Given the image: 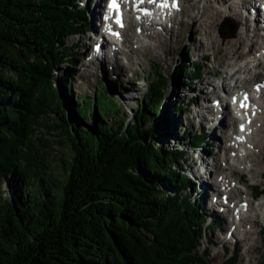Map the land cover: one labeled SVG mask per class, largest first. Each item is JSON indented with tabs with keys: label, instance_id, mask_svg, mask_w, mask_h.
I'll list each match as a JSON object with an SVG mask.
<instances>
[{
	"label": "trees",
	"instance_id": "trees-1",
	"mask_svg": "<svg viewBox=\"0 0 264 264\" xmlns=\"http://www.w3.org/2000/svg\"><path fill=\"white\" fill-rule=\"evenodd\" d=\"M78 1L0 0V264H207L200 242L214 226L169 147L212 151L181 123L190 105L167 107V80L153 75L129 121L105 88L75 101L67 72L51 76L86 29ZM203 75L197 62L174 71ZM46 135L67 144L53 164ZM9 176L17 191L5 196Z\"/></svg>",
	"mask_w": 264,
	"mask_h": 264
},
{
	"label": "rangeland",
	"instance_id": "rangeland-1",
	"mask_svg": "<svg viewBox=\"0 0 264 264\" xmlns=\"http://www.w3.org/2000/svg\"><path fill=\"white\" fill-rule=\"evenodd\" d=\"M178 1L180 8L175 12L177 16L171 22L172 24L167 23L170 31H163L161 26L156 27L159 40L147 38L145 35L141 36V32H147V24L149 23L135 19L138 23L139 29L134 28L135 30H133L132 28L128 29L127 27L123 36V39L126 35H128V37L134 36V42L128 45L118 41H116V43L114 42L117 44V48L122 50L131 62L126 73H120L121 67L116 63L117 60H119V54L114 58V65H112L111 68L110 65H103V61L98 62L93 60L92 57L91 49H93L95 45L93 32L97 31L99 33L102 30L100 29V25L102 24L101 14L103 8L102 11H100V9L101 6H103V1L79 0L78 2L83 10L87 12L86 29L82 34L70 37L68 40V46L72 49V52L69 54V60L71 61L70 64L72 65L66 63L65 65L56 67L51 73V76L61 77L62 73L67 72L68 87L69 90H71L72 97L75 101V98L78 96L80 98L88 97L93 93L97 94L100 90L105 88L108 90L109 97L123 108V115L126 116L129 121H133L136 104H139L142 101L143 94L150 88L153 79L152 76L155 75V80H159L157 77L159 75L165 78L169 87V91H167L166 94V106L172 108L174 106H179L180 103L190 105L187 107L185 114L182 115L181 123L188 131L200 130L204 133L207 140V147L205 149L212 150L209 154L205 153L203 151L204 149H198V151L194 152L188 150V146H184L182 142H178L176 145L178 138H171L169 140L170 148L178 146L179 150L184 152L185 162L183 163V168L188 171L190 180H192L193 184L197 186L196 192L192 193V191H187L186 194L192 198L197 197L202 201L204 200L203 203L205 204L200 208L201 212L208 218L207 221H205L204 228H207L208 225H210V222L211 226H214L211 231L204 229L205 236L200 242V254L204 253V258L207 264H229L231 263L230 259H232L233 255L237 259L236 264H259L261 261H264V196H261L258 200H253L251 196L254 187L264 188V177H262L260 173L257 175L252 173L251 170H249V166L246 165V162L238 164L233 159L230 160L231 153L225 151V148L230 142L229 138L223 143L215 141L212 134L217 127V123L215 126L214 124L209 126V124L203 122L200 117L206 115L208 122L210 121L209 119L217 120L218 118L220 120L219 115L215 117L214 113L203 112L201 110V103H203L201 99H204V107L207 106L210 109L214 96L211 94L212 87L208 84L209 82L214 83L218 89V98L215 100L221 98V86L223 82H225L230 88H233L235 85L234 80L229 79L231 78L233 69L235 66L237 67L239 63H242V65L245 63L247 65V70L252 69V73L254 71L256 74H262L263 79L261 83H264V58L259 57L260 65L257 69L254 66L255 63L253 60V57L256 58L255 56H257L258 53L262 54L264 38L260 37V34H264V32L260 29V34L253 33V30L251 31L252 24L250 22H248V28L242 27V23L248 21L243 19L247 12L242 11V8L247 6L246 3H249L248 0H244L246 3L242 0ZM169 2H171V0H169ZM257 8L258 10L261 9L260 7ZM233 10L234 13H239L240 11V14L233 16L231 14ZM184 14L188 15L185 16ZM128 16L127 19L129 20L131 14H128ZM207 16L214 18L216 16V20H207L205 18ZM166 22L168 21L166 20ZM221 27H226L229 31L228 33L235 30L234 37L223 39L220 36ZM101 32L105 33V29ZM246 33L249 34L247 37H245ZM238 37L247 38L241 48H239L236 42ZM136 41L138 43H135ZM160 41L164 42V48H162L163 51L160 50ZM232 41H235L234 46L227 45V42ZM261 44L263 45L261 46ZM112 46L113 45H110L108 48L111 49L114 55V48H112ZM103 50L107 52L106 48ZM234 50L236 52H234ZM239 52H242L241 56ZM108 53L110 52H107V54ZM121 58L126 64L127 61L125 60V57L123 58L121 56ZM88 60L92 61V63L87 62ZM205 60L207 61L204 62ZM193 62L199 64L202 63L203 65L204 75L201 79H195L192 82H183L177 77H174L175 67L178 64L182 63L186 66H190ZM119 75L120 78L116 82V78ZM236 78L249 80L251 79V73H247L245 69L240 70V73ZM252 84L253 82H251L250 85L248 84L245 86L250 90ZM262 102L264 104V98ZM254 114L255 112H252V116H254ZM261 116L264 118V114ZM228 117L231 116L228 114L227 118ZM259 124H261V122H258L255 125L258 126ZM232 125L233 131H236V122L233 123L232 121ZM219 129L220 128L218 127L216 130L220 132L221 130ZM46 139L50 141V148L47 150L49 153L48 161L50 164H53L51 158L54 159L55 157H59L58 153H64V155L67 153V144H65L64 141L62 144L53 143L56 139L50 135H46ZM158 142H160L158 143L160 145L164 140H159ZM222 148L225 149L224 157H220ZM240 153H243L242 150H240ZM258 156L260 157V153ZM214 159L219 163V179L223 180L227 175L230 176L231 171L235 173L233 179H228V185L232 184L231 186H233L234 183L237 185V182L241 177L245 178L243 179L245 186H236V192L233 193L232 198L235 197L233 198V202H235L238 207L236 210H241V207H239L241 202L247 201L250 205L249 211L246 214V216L249 217V220L244 223L245 225L243 224L242 229L249 230L250 233L251 231L254 232L251 237L249 235H247L248 238H242V236L231 237V234L228 233L231 224H226L227 219H230L231 215L228 214L224 216L217 211L219 208L216 206H209V203L215 198V196H217L216 198L218 201L223 200L220 198V195L225 192L222 191L221 193V190L214 192L215 188L212 186V179H205V176H209L207 174L204 175V166L208 164L209 171H213V168L211 167L215 164ZM260 169L264 170V164ZM203 175L204 178L200 179ZM193 178L198 179L194 180ZM201 185H207L209 187L208 190H200ZM16 187L15 181L9 176L8 178L3 179L1 191L5 196L6 194L15 195L17 191ZM260 204H262V207L259 213H257ZM210 214L215 216L216 219H211ZM255 215H258L257 221H255L253 217ZM250 226H253V230L251 231ZM240 243L243 244L242 250L239 247Z\"/></svg>",
	"mask_w": 264,
	"mask_h": 264
},
{
	"label": "bare ground",
	"instance_id": "bare-ground-1",
	"mask_svg": "<svg viewBox=\"0 0 264 264\" xmlns=\"http://www.w3.org/2000/svg\"><path fill=\"white\" fill-rule=\"evenodd\" d=\"M101 1H103L102 3H104V0H101ZM173 1L174 0H172V2ZM242 1L245 2L246 0L245 1L242 0ZM248 2L249 3L245 2L247 4V6L242 8V11L247 12L246 15L243 17V19L244 20H248V21H244V23H242V27L248 28V22H250L252 24L251 31L253 30L252 31L253 33L260 34V29H261V31L264 32V12H262L261 9L258 10V8H257V7H259V5L257 4L258 0H248ZM100 11H102V6H101ZM240 11H241V8H240ZM240 11H239V13H234V10H233V12H231V14L233 16L236 15V14L238 15V14H240ZM249 12H250V14L252 16L249 14ZM187 15H185V16H187ZM99 16H98V18H99ZM176 16H177L176 13L167 14L165 16V18H164L165 21L163 23H160L161 25H158V24H156L153 21H146L145 20L146 23L147 22L149 23V24H147V27H148L147 29L148 30H146L147 32H145V33L141 32V36L145 35V37H147V38H154V40H159V35L157 34L158 32H156V27L157 26H161L162 27L161 29H163V31H166V32L170 31L167 23L172 24L171 22L176 18ZM139 18H140L139 20L142 21L140 15H139ZM205 18L207 20H209V19L213 20V19L216 18V16H215V18L214 17H209V16H207ZM166 19H167L168 22H166ZM108 20L109 21L106 24H101L100 23L101 24L100 25V29L103 30L106 27V29H105L106 33L101 32L102 30L99 33L97 31L93 32L94 33V37L93 38L95 39V43L94 44L95 45H99L98 54H100V61H103V65L104 64L110 65V68H111V66L114 65V62H113L114 58L119 54L120 57H119V60H117L116 63H117V65H119L121 67V72L120 73H122V72L126 73L127 69L131 65V62L127 58L125 53H123L122 50H119L117 48V44H115V43H116V41H118L120 43H125L126 45H128L130 43L132 44V42H134V38H133L134 36L133 37H128V35H126L125 38H124L125 40H124L123 36H124L125 28L121 29V30H117V29L113 28L114 27V24L112 25L113 18L112 17L111 18L108 17ZM159 20H162V19H159ZM99 22H100V20H99ZM259 22H260V24H259ZM206 24H207V22H206ZM102 26H104V28ZM131 28L133 30H135L134 28L139 29L138 23L137 22H131L129 27H128V29H131ZM117 31L119 32L118 35H113L112 34V33L115 34ZM248 35L249 34L246 33L245 37H247ZM260 35H261L260 37L264 38V34L263 33L260 34ZM245 40H247V38L246 39L244 37H238L237 38L236 42H237L239 48L243 47ZM135 43H138V42L136 41ZM159 43L161 45L160 50H162V48H164V42L160 41ZM110 45L114 46V47L112 46V48H114V55H113L111 49L108 48V46H110ZM227 45H229V46L233 45L234 46L235 45V41L234 42L233 41L232 42H227ZM262 45L263 44H261V46ZM104 48L107 49V52H110V55H109V53L107 54V52H105V50H103ZM262 48H263L262 54L258 53L257 56H255L256 58L253 57V60H254V63H255L254 66H255L256 69L259 68V65H260L259 64V57H263L264 58V47H262ZM91 52H92V55H94L96 57L98 56V54H96L95 51L93 52V49H91ZM234 52H236V51L234 50ZM239 53H240V56H241L242 52H239ZM253 54H254V52H253ZM121 56L123 58L125 57V60L127 61L126 64L124 63V61H122ZM87 62L92 63V61H90V60H88ZM244 69L246 70L247 73L248 72L251 73V79L245 80V79H242V78H236V76L240 73V70H244ZM119 78H120V75L117 76L116 82L118 81ZM232 79L234 80V83H235L233 88H230L225 82H223V84L221 86L222 94L220 95L221 98H219V100H215L216 98H218V94H217L218 89H217V87L214 85V83H210V82L208 83L210 85V87H212L211 94L214 96V99L212 101V106L210 107V109L207 106L204 107V99H201L202 102H203V103H201V105H202L201 106V110L203 112L214 113L215 117H217V115H219L220 120L218 118H217V120L209 119L210 121L208 122V118L206 117V115L205 116H201V117L199 116V117L201 118V120L203 122H206V124H209V126L212 125V124H214V126H215V124L217 123L216 129L219 127L220 128L219 130H221V131L219 132L216 129L213 131L212 137L214 138L215 141L223 143L226 139L229 138L230 142L228 143L227 147L225 148L226 150L222 148L220 157H224L225 156L224 155L225 151L226 152L229 151V153L232 154V155L230 154V160L233 159L238 164L246 162V165L249 166V170H251L252 173H255V175L260 173L261 176L264 177L263 176L264 175L263 174L264 170L260 169L261 166L264 164V118L261 116V115L264 114V104L262 102V100L264 98V94H263L264 93V87H263V84H261V81L263 79V75L262 74H258V73L256 74V73H254V71L252 73V69L247 70V65L245 63L243 65H242V63L241 64L239 63L238 66L237 67L235 66V68L233 69V73H232L231 78L229 80H232ZM251 82H253V84H252V88L249 90V89H247L248 87L246 88L245 85H248V84L250 85ZM255 88H258V90H256ZM251 94H253L255 97H253V96L251 97ZM244 95H246L247 98L249 99L248 103H241L240 96L244 97ZM225 99L235 100L236 104H237L236 108L238 109L239 112L241 110V107H243V105H245V106H246V104L250 105L249 110L243 111V113L247 114L248 115L247 117L250 118V126H249L246 134H244L241 131V126L240 127L235 126L236 131L235 130L233 131L232 121L234 123L236 120H235V117H234V113L229 109L230 105H227V103H225ZM233 106H234V102H233ZM254 109H256L255 114H257V115L254 118H252L250 115L252 114V111L253 112L255 111ZM228 114L231 117L227 118ZM212 122H214V123H212ZM258 122H261V124L256 126L255 124L258 123ZM234 136H238V140L240 141L239 145L241 146V149H242L243 153H240V149H238V147L236 145H232L231 144L232 139H233ZM255 151H256V154H255ZM259 153H260V157L258 156ZM214 162H215V164L211 167V168H213V171H209L208 164H206L204 166V169H205L204 170V175L207 174L209 176V177L205 176V179H207V180H211L212 179V186L215 188L214 192L221 190V193H222V191H225L227 193L224 192L222 195H220L221 199H222V197L226 198L225 202H223L222 200L218 201L217 198H216L217 196H215V198H213L212 201L209 203V206L210 207L216 206L217 208L221 207V209H223L222 213H223L224 216L228 215V214L231 215L230 219L226 216L228 218L226 224L227 223L231 224V227H230L229 232H228V233L231 234V237H233V236L234 237L242 236V238L243 237L246 238L247 235H249L251 237L253 235V233H254V232L251 231V230H253V226H250L251 233L249 232V230L247 231L245 229H242L243 224L247 220H249V217L246 216V214L249 211L250 205H249V203L247 201L241 202L240 206H242L244 211H245L244 214H241L240 212H236V209L238 207L236 206L235 202H233V200H234L233 198H235V197L232 198L233 193L236 192L235 191L236 190V186H238V185H244L245 186V183L243 182V179H245V178L241 177L242 180L239 179L238 182H237V185H235V183H234L233 186H231L232 184L228 185V179H233L235 173L233 171H231L230 172V176L227 175L223 180L219 179L218 178V175L220 174V169L218 167L219 163H217L216 159H214ZM236 174H237V172H236ZM204 175L201 176L200 179L204 178ZM198 178H195V180H197ZM193 185L197 189V186L195 184H193ZM208 188L209 187L207 185H201L200 186V190L201 189L208 190ZM254 188H253V190H254ZM195 192H196V190H195ZM253 194H254V191H253ZM253 194H252L251 197H252L253 200H255V198H257L258 196H254ZM205 202H206V200H205ZM261 207H262V204L259 205L257 213H259ZM217 211H220V210L217 209ZM253 212H254V210H253ZM210 217H211V219H216V217L211 215V214H210ZM253 217H254L255 221L258 220V215H255ZM210 225H211V222H210ZM210 225H208V226H210ZM236 226H238V227H236ZM242 245H243L242 243H240V245H239L241 250H242Z\"/></svg>",
	"mask_w": 264,
	"mask_h": 264
},
{
	"label": "water",
	"instance_id": "water-1",
	"mask_svg": "<svg viewBox=\"0 0 264 264\" xmlns=\"http://www.w3.org/2000/svg\"><path fill=\"white\" fill-rule=\"evenodd\" d=\"M229 31L227 30L226 27H221L220 29V36L223 38V39H228V38H233L234 35H235V30H232L230 33H228Z\"/></svg>",
	"mask_w": 264,
	"mask_h": 264
},
{
	"label": "snow or ice",
	"instance_id": "snow-or-ice-1",
	"mask_svg": "<svg viewBox=\"0 0 264 264\" xmlns=\"http://www.w3.org/2000/svg\"><path fill=\"white\" fill-rule=\"evenodd\" d=\"M113 6H114V0H113ZM107 18V17H106ZM119 23V21H117ZM118 35V34H117Z\"/></svg>",
	"mask_w": 264,
	"mask_h": 264
}]
</instances>
